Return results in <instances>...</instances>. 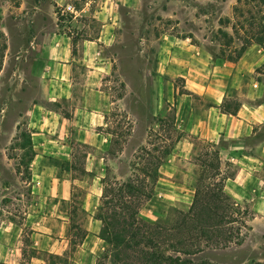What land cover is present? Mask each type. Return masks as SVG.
Masks as SVG:
<instances>
[{"label": "crops", "instance_id": "obj_1", "mask_svg": "<svg viewBox=\"0 0 264 264\" xmlns=\"http://www.w3.org/2000/svg\"><path fill=\"white\" fill-rule=\"evenodd\" d=\"M17 1L0 0V33L5 37V17L17 24L21 22L15 17L19 12L37 16L46 4L47 17L52 26L57 27L52 9L71 5L65 4L66 0H25V6L17 5ZM137 3L140 0H81L77 9L71 5L75 10L71 13V23L86 35L76 45L66 33L44 30L36 32V37L27 39L25 45L16 49L10 41H5L0 78L6 59L13 61L14 69L8 75L9 101L0 107V139L5 144L11 143L19 118L25 120L31 140L27 169L34 203L32 211L24 212L19 223L11 210L14 204L7 205L3 201L6 195L3 192L10 193L11 185H2L1 170L4 168L16 175V164L4 145L0 148V264H97L107 251L100 236L102 223L96 214L106 166L116 157L109 153L112 135L101 131L107 127V121L99 86L108 74L110 63L102 51L119 43L116 31L122 22L120 9L134 7ZM90 18L100 23L94 37L88 32ZM188 40L167 36L159 40L155 51L156 73L165 64L169 67L166 73L174 76L171 71H175L176 66L188 94L177 97L175 103V127L184 137L158 168L154 197L147 206L156 203V198L165 204L161 205L160 213L143 208L139 216L146 221L162 218L164 208L180 207L184 200L187 207L179 210L189 209L193 192L177 183L174 177L181 170L182 159L191 158V138L215 144L225 167V191L235 201L264 185V101L256 102L262 98L264 87L250 78L236 114H227L221 109L228 97L229 82L233 84L240 73L254 72L264 63V55L255 48L249 49L232 64L235 70L229 73V64L220 58L213 60L211 56L202 55ZM251 54H257L255 60L243 65ZM184 59H197L202 64L188 67ZM77 64L85 70L79 89L75 88L79 84ZM30 78L36 82L32 94L27 91L31 87ZM192 96L200 97L203 104H194ZM19 100L24 103L22 114L11 115L10 106ZM74 190L82 191L81 200H76ZM47 203L52 211H44ZM62 204L67 209L61 210L59 205ZM78 211L86 216L83 225L75 220ZM73 225L85 231L83 239H77ZM30 252L35 254L30 255Z\"/></svg>", "mask_w": 264, "mask_h": 264}, {"label": "rangeland", "instance_id": "obj_2", "mask_svg": "<svg viewBox=\"0 0 264 264\" xmlns=\"http://www.w3.org/2000/svg\"><path fill=\"white\" fill-rule=\"evenodd\" d=\"M80 2L81 0H66L65 4L71 3L77 9ZM37 3L41 5L39 2ZM21 4L27 5L25 0H18L17 5ZM250 4V0H140V3L134 7L120 9L122 22L121 27H117L116 31L119 43L117 42L112 47L102 51L103 56L107 57L110 63L108 64V74L102 78L99 86L103 92L102 101L106 106L105 117L107 121V127L101 131L112 135L113 145L109 153L116 157L107 164L105 169L103 185L106 188L107 184L114 182V180L126 182L130 177L134 178L135 174V176L145 180L146 188L150 190L153 187V180L152 177L144 175V169L148 168V174L153 176L152 172L156 169L154 163L156 157L160 156L161 150L166 147L174 148L179 139L184 137L175 126H171L172 117L175 114L176 99L183 94H188V92L184 89V80L176 73V66L175 71H171L174 76L166 73L169 67L165 64L162 65V70L160 68L158 74L156 73L158 64L155 59V51L159 40L167 36L179 39L187 38L189 39L188 42L198 47V51L202 55L211 56L213 60L220 58L229 64L227 72L230 73L235 68L232 67L233 62H229L227 58L234 57L243 43L242 32L235 34L231 28L236 23L234 9L242 7L243 10H248L251 9ZM42 6L43 11L37 16H33L30 12H19L15 17L21 19V22L17 24L12 23L8 17L4 18L3 23L7 31L6 37L0 33V62L3 61L5 55V41H10L16 49L19 45L20 47L25 45L27 39L36 37V32L39 30H44L43 32L47 33H66L72 37L75 45L76 42L86 37L74 24L72 25L71 16L73 14L65 11V9L53 8L57 19V27H53L47 17V5L43 4ZM262 8L264 11V7ZM87 24L90 26L89 34L92 37L97 35L100 23L90 18L89 21L87 20ZM218 30H222L233 37V42L225 47L224 44L229 40H224L219 35ZM251 48L259 50L264 55V49L255 44L249 45L243 55ZM76 50L77 48L74 47L75 55H77ZM222 55L225 56L224 59L221 57ZM256 57L257 54L249 55L243 65L250 62L251 59L255 60ZM6 60L5 70L0 78V91H2L0 107L9 101L6 94V91L10 89L8 75L14 69L13 61ZM184 60L188 63L185 64L188 67L202 64V61L197 59ZM77 67L79 74L77 83L79 84H76L75 88L79 89L81 88L80 83L84 81L81 75L84 74L85 70L81 65L77 64ZM256 69L249 74L241 75L240 73L233 84L229 82L227 102L240 103L239 100L243 98L247 88L246 84L250 78L260 82L264 87V73H257ZM29 82L31 87L27 91L32 94L36 88V82L34 78H30ZM190 99L194 104H203L198 96H192ZM259 101H264V94L256 102ZM10 107L13 108L11 115L14 112L19 115L22 114L24 103L19 100L17 104L13 103ZM13 136L9 144H5L0 139V148L6 145L8 156L16 164V175L10 174L3 168L1 181L3 186L5 184L11 185L10 193L3 192L6 194L3 201L7 205L14 204L11 210L13 214H16V220L20 223L24 217V212L32 211V204L34 203V195L31 193V180L27 169L31 152L28 147L23 148L28 136L24 119L19 118L18 130ZM190 142L193 146L191 158L182 159L179 163L181 170L174 177V180L193 192L192 186L199 170V166L196 164L197 156L204 153L206 148L203 141L191 138ZM221 169L225 171L222 164ZM154 187L153 193L155 192ZM153 193L151 198L141 206L139 212L143 208L145 211L161 212L160 208H163L161 205L165 203L158 198L154 201L156 203L147 206L154 197ZM74 194L77 201L81 200L82 191L74 190ZM243 196L242 200L236 202L241 208L247 210L246 219L250 230L247 231V236L242 245L205 251L196 256L197 260L206 261L210 264H251L252 262L264 264V185L260 189L250 191L249 194ZM185 203L187 201L184 200L180 207L169 206L168 209L164 208V215L158 219L165 218L168 213L172 212L173 214L177 208L178 210L180 208L186 209ZM49 205L50 203H47L44 211H52ZM59 208L61 210L67 209L63 204L59 205ZM171 208L174 209L169 212ZM85 219L86 216L78 211L75 218L76 222L83 225ZM26 232L28 234V231ZM26 232L23 239L24 246L27 245L25 241L27 239ZM29 254L34 255L35 253L30 252ZM111 263V253L108 248L97 264Z\"/></svg>", "mask_w": 264, "mask_h": 264}, {"label": "trees", "instance_id": "obj_3", "mask_svg": "<svg viewBox=\"0 0 264 264\" xmlns=\"http://www.w3.org/2000/svg\"><path fill=\"white\" fill-rule=\"evenodd\" d=\"M250 3L251 9H234L236 23L231 28L235 34L242 32L243 43L234 57L227 58L229 62L239 60L249 45L264 49V0H250ZM218 33L224 40H229L225 47L233 42V37L226 32L218 30ZM221 57L224 59L225 56ZM1 66L2 61L0 69ZM256 72L264 73V63ZM239 105L227 102L226 98L221 109L235 115ZM174 126L175 114L171 127ZM30 145L28 134L23 148ZM203 145L206 151L197 156L199 170L192 186L193 199L186 211L176 209L173 214L168 213L165 218L155 221L139 217L141 206L152 196L159 177L158 168L173 147L164 148L156 157L153 176L148 174V168L144 169V175L153 180L150 190L146 188L145 180L135 174L126 182L114 180L107 184V188L103 185L96 218L102 223L100 236L109 248L112 264H210L197 260L196 256L205 251L242 245L250 230L247 210L225 191V171L221 169L215 144L203 142ZM73 228L77 231V239L85 237V231L78 225H73Z\"/></svg>", "mask_w": 264, "mask_h": 264}, {"label": "built area", "instance_id": "obj_4", "mask_svg": "<svg viewBox=\"0 0 264 264\" xmlns=\"http://www.w3.org/2000/svg\"><path fill=\"white\" fill-rule=\"evenodd\" d=\"M65 11L70 12V13L75 12L74 8L71 5L65 6Z\"/></svg>", "mask_w": 264, "mask_h": 264}]
</instances>
